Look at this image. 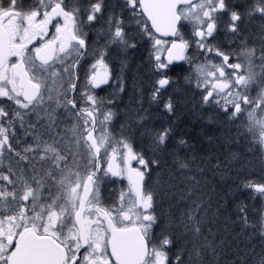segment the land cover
I'll list each match as a JSON object with an SVG mask.
<instances>
[{
  "label": "flooded vegetation",
  "instance_id": "af4514ba",
  "mask_svg": "<svg viewBox=\"0 0 264 264\" xmlns=\"http://www.w3.org/2000/svg\"><path fill=\"white\" fill-rule=\"evenodd\" d=\"M177 15V32L167 38L154 30L144 0H0V22L10 45V57L0 71V89L5 88L0 97V264H11L26 234L46 240L58 257L57 264H116L110 249L109 219L119 229L135 226L142 230L149 248L145 264H178L176 246L165 240L166 229L155 222L153 199L146 196L139 206L129 181L130 198L142 212V220L121 223V210L129 206L128 200L124 207L120 195L97 194L96 179L81 218L84 186L78 191L79 182L69 181L67 194L66 190L63 193L61 172L66 162L60 165L55 155L59 137L18 129V113L28 112L51 82L36 76L32 67L53 74L57 62L63 61L61 69L73 78L66 98L69 109L95 116L98 144V133L103 137L114 134L102 131L99 112L84 106L89 97L111 88L115 54L127 60L137 58L142 67L150 69L148 94L156 100L176 96L173 76L181 70L187 77L189 121L201 117L207 128L229 132L245 127L255 135V151L264 168V0H197L181 5ZM155 40L160 47L170 43L169 50L183 44L184 62L170 64L169 50L162 58L155 56ZM39 55L53 61L42 64ZM101 64L102 72L110 74V83L96 90L92 77ZM24 74L40 87V96L32 104L24 101L25 91L20 87ZM164 80L169 83L163 88ZM113 97L98 100L107 103ZM73 148L65 153L68 164L75 167L81 155L78 148L71 152ZM102 156L101 149L100 160L93 157L98 167ZM146 166L141 159L133 163L137 171ZM258 192L264 200V184ZM171 233L175 237V228Z\"/></svg>",
  "mask_w": 264,
  "mask_h": 264
},
{
  "label": "trees",
  "instance_id": "16d2710c",
  "mask_svg": "<svg viewBox=\"0 0 264 264\" xmlns=\"http://www.w3.org/2000/svg\"><path fill=\"white\" fill-rule=\"evenodd\" d=\"M126 58L113 56L116 90L107 103L116 121L109 130L146 162L145 194L178 264H264V168L255 135L245 127L207 128L201 117L189 121L186 74L173 76L176 96L156 100L148 94L150 69ZM123 83L128 101L118 95ZM91 168L96 180H107L99 194L120 193L107 170Z\"/></svg>",
  "mask_w": 264,
  "mask_h": 264
},
{
  "label": "rangeland",
  "instance_id": "374dc122",
  "mask_svg": "<svg viewBox=\"0 0 264 264\" xmlns=\"http://www.w3.org/2000/svg\"><path fill=\"white\" fill-rule=\"evenodd\" d=\"M171 44L164 42L162 46H158V43L154 42V53L155 56L164 57L168 52ZM63 64L62 60H59L57 64L54 66L53 74L48 71L39 70L36 67H32L31 70L33 73L40 77L44 78V82L47 79H51L49 85H47V89L43 91V94L38 102L33 105V107L28 112H19L18 113V129L26 130V131H44L49 132V136L54 137L56 140L59 137L60 144L56 146L59 148L56 151L55 155H59V162L60 165L66 162L65 168H63L61 175L63 176V181L61 182L62 186L64 187V191L66 190V194L68 192V185L73 180H77L78 184V191L79 189L83 188L85 185L87 177L92 172V163L93 161V154L90 151L85 137L89 130V122L87 117L82 114H75L69 109V102L67 101L68 95H70V87L73 82L72 73L64 74L65 72L61 69ZM54 76V77H53ZM71 78V79H70ZM51 85V88H50ZM49 86V87H48ZM114 86L106 91L105 93L97 96L89 97L87 105L84 107L88 111H98L97 118L99 116L100 120L98 121V126L102 129V131L109 130L111 127L110 125L116 121V116L109 111V103H102L101 100L105 97H109L110 95L114 94ZM5 91V88L0 89V97H2V92ZM129 92V91H128ZM126 89L124 83L120 88V93L122 98L128 101V98L125 95ZM129 96V93H127ZM130 97V96H129ZM10 98H14L13 94ZM113 107V103H110ZM101 121V122H100ZM100 124V125H99ZM99 132V131H98ZM101 132V131H100ZM99 138V146L102 149V164L101 170L105 169L108 163V160L111 157V153L115 152L118 155L119 163L121 164L123 178L116 180L115 183L120 191L118 195H120V199L123 201V205L125 207L126 202L124 200H128L129 206L127 205L126 208L121 210L120 221L121 223L126 222L127 220H142L143 214L141 211L137 210L134 203H132V198L130 195L132 194V190L129 187L126 169L124 168V164L126 161L127 153L129 151H133L135 154L134 148L129 144L128 141L122 140V138H116L111 134L107 137H103L102 132L97 134ZM53 139L50 140V148H53L54 142ZM49 145V144H48ZM78 148L79 153L81 155V160L79 164L75 167L73 165L68 164L67 158L69 157L65 153V150L68 148ZM74 148L71 152H73ZM61 149L63 151H61ZM69 151V152H70ZM70 152V153H71ZM52 156V155H51ZM68 164V165H67ZM140 168V167H139ZM141 171H144L140 169ZM146 171V170H145ZM147 172V171H146ZM70 181V183H69ZM107 183V180H96V193L99 194V190L102 188V185ZM80 193V192H79ZM65 194V193H64ZM101 194V192H100ZM128 196V197H125ZM147 196H149L147 194Z\"/></svg>",
  "mask_w": 264,
  "mask_h": 264
},
{
  "label": "water",
  "instance_id": "95a60500",
  "mask_svg": "<svg viewBox=\"0 0 264 264\" xmlns=\"http://www.w3.org/2000/svg\"><path fill=\"white\" fill-rule=\"evenodd\" d=\"M197 0H144L145 11L152 22L156 33L162 37L172 38L180 23L177 9L181 5H188ZM186 47L179 43L174 45L167 54V61L173 65H180L185 60ZM10 57V45L7 35L0 22V71L3 69ZM38 61L42 64H49L53 58L39 55ZM100 71L92 77L94 89L106 88L110 83V74L102 72L104 66L100 65ZM168 81H163V88L168 85ZM20 87L25 91L23 94L24 101L32 104L40 96V87L31 82L29 76L22 75ZM86 117L90 120L91 130L87 133L85 140L91 147L94 157L100 160L101 148L95 136V116L91 112H85ZM138 161V157L132 151L127 153L126 173L130 186L136 196L139 206H143L145 200V181L146 176L143 172L137 171L133 163ZM145 165V163H143ZM107 173L114 179L122 176L121 165L118 161V155L113 153L107 165ZM96 172L91 173L85 182L81 199V218L83 217L87 204L94 192V182ZM110 232L111 241L110 249L112 257L116 264H145L149 256L147 240L139 227H129L119 229L111 219ZM58 257L54 255L53 249L47 241L26 234L18 248L16 254L12 257L11 264H57Z\"/></svg>",
  "mask_w": 264,
  "mask_h": 264
}]
</instances>
